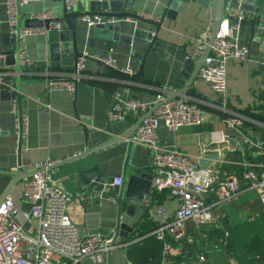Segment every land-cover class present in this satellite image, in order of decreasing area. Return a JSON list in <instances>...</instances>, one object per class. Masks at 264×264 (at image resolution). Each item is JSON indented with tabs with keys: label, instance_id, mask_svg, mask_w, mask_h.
<instances>
[{
	"label": "crops",
	"instance_id": "obj_1",
	"mask_svg": "<svg viewBox=\"0 0 264 264\" xmlns=\"http://www.w3.org/2000/svg\"><path fill=\"white\" fill-rule=\"evenodd\" d=\"M88 1L78 0L74 9H84ZM183 1L182 6L173 13L172 17H169L170 0H147L144 5L135 2V9L138 12L162 16L159 37L168 43L166 58L158 53L149 54L143 79L133 77V74L125 77L96 61L85 59L84 77L78 82L74 95L48 82L53 78L66 77L76 66V58L72 53L53 57L50 44L59 40L61 29L51 28L45 32L30 33L25 37L27 54L34 63L28 69L22 67L21 77L24 83L20 90H16L15 98L19 102L18 97H21L22 111L28 120V132L23 139L21 153L22 166L26 172H34L37 162H54L52 164L56 165L57 162L74 156L87 147L94 148L111 140L117 134L130 130L138 122L135 118L130 117L118 122H111L107 118V111L116 97H141L147 102H153L157 94L164 92L171 99L202 102L205 114L202 124L184 126L177 132L163 125L160 126L158 134L161 142L169 148L184 152L200 164L210 155H218L222 158L207 160L209 164L218 166L220 174L223 172L237 176L241 192L236 198L221 204L217 212L222 216L223 208L228 207L232 201H237L244 206L242 217L254 218L252 205L261 200L257 191L248 186L243 172L249 167L260 169L264 166V35L252 36L251 27L242 24L232 37L237 44L249 46L250 57L244 60L228 61V92L225 98L214 92L211 85L199 76L195 78L188 92L183 95L180 90L187 84L190 76L192 77L194 65L191 70L185 71V76L181 73L182 64L186 59L195 61L200 58L202 54L197 53L196 50L197 38L202 31L212 29L213 26L210 6H203L195 0ZM7 2L8 0H0V53L15 47L13 38L10 36L13 33L9 23ZM30 3L32 14L52 10L59 17L65 11L63 0H32ZM245 13L246 18L251 17L247 11ZM121 21L123 34H131L134 28L141 26V22L136 19L125 18ZM88 25L89 30L80 31L78 34L80 51L99 58L111 56L120 69L127 68L137 72V69L130 65L133 59L132 52L144 53L146 45L135 41L128 43L122 40L96 38L92 29L93 25ZM4 67L5 72L15 69L7 65L6 60ZM45 72L49 74L47 77ZM12 100L0 101V170L18 168L19 134L15 117L10 111ZM223 103L228 109L245 117L243 135L251 138V144L244 142L243 135L228 131L224 121L225 114L219 108ZM85 127H87L89 140H87ZM226 133H230L234 139L224 141ZM202 143H210L212 152L203 154ZM261 143L263 145L260 148L258 145ZM127 147V141H124L86 158L54 165V168L47 169L52 173L53 180L71 196L69 213L82 233H99L108 237L115 232L117 206L109 198L115 186L108 187V184L115 177H121ZM133 161L139 166L153 165L148 147L137 144ZM244 163L248 165L245 166ZM94 165L98 166L102 174L108 176L102 199L98 198L96 191L80 186L82 182L80 171ZM24 179L16 183L9 194L12 195L19 211L30 207V204L22 197ZM11 183L12 176L0 174V201L4 199V194ZM179 206V198L166 191L158 192L152 186L149 212L139 223L148 216L157 226L145 233L146 236L138 235L135 228V232L126 243L118 241L109 251L95 259L86 258L80 264H129L131 260L127 255L128 247L132 243L143 242L149 238L150 236L147 235L162 223L161 219L166 221L173 219ZM251 209L253 211H250ZM159 210L161 214L158 213ZM260 211H263V206ZM19 217L27 229L35 228L33 222L25 221L21 215ZM213 225L217 228L225 227L220 221V216L219 222ZM211 227L212 224H209L196 229L192 222H188L186 235L183 238L168 237L174 245L182 239L187 244L185 249L188 253L182 260L179 259L178 264H200L199 253L195 251L198 248L202 249L200 252L206 256L204 264H216L214 260L217 255L220 257L219 243L223 240L222 238L209 239ZM175 246L183 248L181 243ZM180 253L181 251L174 253L163 260L161 248L162 260L159 264L177 262L176 256ZM193 255L196 256L193 257ZM220 259L223 260V258Z\"/></svg>",
	"mask_w": 264,
	"mask_h": 264
},
{
	"label": "built area",
	"instance_id": "obj_2",
	"mask_svg": "<svg viewBox=\"0 0 264 264\" xmlns=\"http://www.w3.org/2000/svg\"><path fill=\"white\" fill-rule=\"evenodd\" d=\"M31 1L8 0L9 23L13 34L17 32V3L23 6ZM77 1L64 0L66 9L72 11ZM139 14L147 19L162 20V16H154L146 12ZM232 17L241 21L246 18V13L242 9H231L222 21L213 42V31L210 28L202 31L196 41V50L199 54L211 47L198 76L208 82L214 92L222 98H225L228 92V61L250 57L249 46L239 45L232 39L241 26L240 23H233L230 19ZM32 18L49 19L52 21L50 28H63L61 23L55 21L57 16L52 10L32 14ZM87 21L90 25L95 23L92 18H88ZM47 30L45 28L22 30L21 47L17 54L21 68L28 69L34 63L27 54L25 37L30 33ZM5 60L6 55L0 53V73L5 72ZM102 60L115 68H120L111 56ZM85 68V59H81L66 77L53 78L48 82L74 95L78 82L84 77ZM121 69L130 74L135 73L131 69ZM47 73L45 72L46 77L49 75ZM219 108L225 114L224 121L228 131L243 135L245 117L228 109L224 103ZM10 111L15 117L17 133L19 134L21 127L24 139L28 132V120L25 114L20 112L17 98L12 100ZM204 114L205 108L202 102L171 99L164 92L157 94L153 102H147L141 97H116L107 111V118L111 122L125 121L130 117L141 120L133 139L138 144L147 146L150 151L151 161L155 167L152 186L158 192L166 191L180 199V206L174 218L167 221L161 219L162 223L147 235L154 236L162 242L163 260L181 251L180 247L168 240L169 236L175 239L183 238L186 235L188 222H192L196 229L219 222L218 207L236 198L241 192L237 176L223 172L220 174L217 165L200 164L184 152L167 147L160 140L158 134L160 126L163 125L177 132L184 126L202 124ZM144 116L146 117L143 118ZM231 139L234 137L226 133L224 141ZM244 142L251 144L252 140L244 136ZM262 145L263 143L258 146L261 148ZM209 152H212L211 144L202 143V153ZM52 163L37 162L34 173L23 180L22 197L30 204L27 210L19 211L12 195H8L1 203L0 264H80L86 258L95 259L115 247L114 234L106 237L99 233L81 232L69 213L71 196L53 180L52 173L47 170ZM244 165L248 164L244 163ZM243 177L248 182V186L257 191L264 211V166L260 169L253 167L245 169ZM121 182L122 178L117 176L108 187L119 186ZM158 213L161 214V210ZM20 215L25 221L33 222L35 228L27 229L20 220ZM228 234L226 232V236ZM198 261H206L204 253L198 254ZM129 264L134 263L130 261Z\"/></svg>",
	"mask_w": 264,
	"mask_h": 264
},
{
	"label": "water",
	"instance_id": "obj_3",
	"mask_svg": "<svg viewBox=\"0 0 264 264\" xmlns=\"http://www.w3.org/2000/svg\"><path fill=\"white\" fill-rule=\"evenodd\" d=\"M64 1V0H63ZM147 0H89L87 6L84 9L68 11L65 7V11L62 16L55 19L63 25V28L59 33V40L50 44L53 57H57L60 54H74L76 58V64L81 59H88L98 62L100 65L105 66L120 75L129 77V72H126L120 68H115L102 58L95 55L85 54L79 50L78 47V34L80 31L90 29L88 25V18L95 20L92 27L94 36L96 38H102L104 40H122L128 43L138 42L147 46L144 53L132 52L133 59L131 61V67L136 68L137 72L133 74V77L144 78V69L147 57L150 53H158L164 58L167 57L168 43L164 42L159 37V30L162 26V21H155L147 19L139 14L135 9V2L140 4H146ZM203 6H210L212 10L213 18V37L212 42L215 40L218 29L224 20L228 16L231 9H242L247 11L251 16L241 21L236 17L230 18L233 23L247 24L251 27L252 36L259 34L264 35V0H195ZM259 3H256V2ZM183 0H170L171 11L169 17H172L173 13L178 10ZM31 3L21 6L17 3V32L11 34L13 38V44L15 47L11 50L3 52L6 55V63L15 69L0 73V101H9L15 98L16 90H20L24 80H22V68L17 59V54L21 47L20 37L23 29H38L45 28L51 29L49 19H37L32 18ZM136 19L141 22V26L133 29L131 34H123L122 31V19ZM211 47L206 49L198 60L192 61L186 59L182 64V74L186 76L187 70L192 69L194 65V73L190 76L187 84L181 88L180 93L186 94L190 87L193 85L195 78L198 77L199 71L204 66L206 58L210 53ZM13 90V91H12ZM19 99V109L22 113L21 97ZM149 115V114H148ZM146 115V116H148ZM144 116L143 118H145ZM138 121L130 130L117 134L111 140L104 142L94 148L87 147L82 152L71 156L67 159L57 162L58 164H51L49 167L54 168V165H60L68 163L70 161L86 158L98 151H101L107 147L127 141V154L123 164V170L121 174L122 182L119 186H115L109 198L112 199L117 206V222L113 238V245H116L118 241L126 243L135 232V228L143 217L149 212L150 197L152 193V180L154 177V165L139 166V164L133 161L134 150L138 144L133 136L140 124ZM110 128V127H109ZM87 132V127H85ZM87 140H89L87 132ZM23 149V136L21 133V127L19 132V144H18V168L16 170H0V174H8L12 176V183L9 189L4 194V199L10 194L11 188L21 181L22 179L31 176L34 172H26L22 166L21 153ZM207 159L218 160L222 159L218 155H210ZM206 158L202 161V164H208L209 161ZM48 167V168H49ZM49 168V169H50ZM81 188H89L92 191H96L98 198L102 199L104 192L106 191L105 184L108 181V176L102 174L98 166H89L80 171ZM0 201L1 203L4 201Z\"/></svg>",
	"mask_w": 264,
	"mask_h": 264
},
{
	"label": "trees",
	"instance_id": "obj_4",
	"mask_svg": "<svg viewBox=\"0 0 264 264\" xmlns=\"http://www.w3.org/2000/svg\"><path fill=\"white\" fill-rule=\"evenodd\" d=\"M243 207L240 202L232 201L228 207L223 208V212L221 210L220 221L225 227L217 228L212 223L209 239L222 238L223 240L219 243L220 257L217 255L214 260L216 264H264V212L259 211L257 214L251 209L250 211H253L254 214L253 219L247 216L242 217ZM229 223L232 224L229 225ZM155 226H157L156 223L146 216L144 221L136 226V233L140 236L144 235ZM226 232L229 233L228 236H226ZM179 241L175 245L181 243L183 248L181 247L180 255L176 256L177 262L173 264H178L179 259L182 260L188 253L185 249L187 245L185 240ZM161 248L162 243L150 236L143 242L132 243L127 249V255L134 264H159L162 260ZM195 251L198 254L202 249L198 248ZM189 254L191 255V253ZM195 256L193 255V257ZM200 264H204V262H200Z\"/></svg>",
	"mask_w": 264,
	"mask_h": 264
},
{
	"label": "rangeland",
	"instance_id": "obj_5",
	"mask_svg": "<svg viewBox=\"0 0 264 264\" xmlns=\"http://www.w3.org/2000/svg\"><path fill=\"white\" fill-rule=\"evenodd\" d=\"M253 209L255 212H258L261 210L262 208V205H261V202L260 201H256L253 205H252ZM218 215L220 216V213L218 212Z\"/></svg>",
	"mask_w": 264,
	"mask_h": 264
}]
</instances>
